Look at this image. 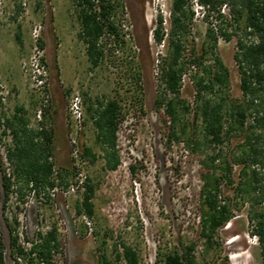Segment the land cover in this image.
<instances>
[{
    "label": "rangeland",
    "instance_id": "obj_1",
    "mask_svg": "<svg viewBox=\"0 0 264 264\" xmlns=\"http://www.w3.org/2000/svg\"><path fill=\"white\" fill-rule=\"evenodd\" d=\"M120 1L123 7L119 16L124 18L129 32L127 38L131 40L134 59L142 73L143 99L142 112H128L122 126L119 145L121 166L117 171H106L102 158L96 165L83 166L85 174L97 186L94 199L96 213L90 220L76 219L75 207L82 197L81 189L66 198L59 195L54 205L40 203L36 199L21 205L12 199L0 214L6 264H15L8 227V222L15 217L25 246H29L27 240H34L38 231L58 224L64 243V253L58 257V264H102L103 255L112 264H127L123 257L117 260V253L123 254L125 246L138 253L139 264H157L159 255L179 250L183 244L191 242L196 244L198 264H222L225 257H228L229 264H263L260 244L251 234L249 205L242 204L236 187L230 186L225 179L221 199L234 208V219L220 231L208 251L201 234L199 208L204 154L193 153L184 142H170L163 122L164 111L156 109V99L161 90L158 59L166 54L168 39L157 45L153 31L160 14L165 19V32L170 30L173 0ZM72 4V0H0V115L4 110L7 116H12L17 107H25L30 112L34 105L40 107L42 95L36 85L32 59L37 51L41 52L40 64L48 74L50 114L56 132L55 159L61 168L72 166L68 116L72 94L79 91L95 100L97 97H113L121 87H131L115 67L90 70L86 46L78 37L79 25ZM18 6L23 10L16 19ZM192 9L194 18L188 37L189 46H194L196 54L201 55L209 28L218 30L221 22L217 15L206 20L201 7L193 6ZM225 12L230 19L228 10ZM36 30H40L38 41ZM237 43L238 37H233L230 42L219 37L217 45V55L230 72L229 94L235 100L242 97L240 75L234 59ZM117 59H121V52ZM182 98L191 105L196 100V91L189 76L185 77ZM188 119L193 121V114ZM188 132L191 134L192 130ZM232 143L231 149L236 150L239 141L234 139ZM84 146L101 154L87 117L80 139L81 150ZM4 153L0 146V160ZM133 166L136 167L135 172ZM233 173L237 185L239 168H234ZM116 245L118 251L115 250Z\"/></svg>",
    "mask_w": 264,
    "mask_h": 264
},
{
    "label": "trees",
    "instance_id": "obj_2",
    "mask_svg": "<svg viewBox=\"0 0 264 264\" xmlns=\"http://www.w3.org/2000/svg\"><path fill=\"white\" fill-rule=\"evenodd\" d=\"M193 1H172L167 33L164 16L157 17L154 40L161 45L167 38L168 46L166 54L158 59L161 90L156 109L164 111L163 122L170 142H184L193 153L204 154L199 208L201 234L208 251L220 231L234 219V208L221 199L225 179L230 186L236 187L242 204L249 205L251 234L260 244L264 264V0H199L206 20L217 15L221 22L218 30L209 28L201 55L196 54L194 46H189ZM72 3L79 25L78 37L86 46L90 70L115 67L131 87H121L110 98L97 97L94 100L82 94L87 123L92 124L101 154L84 146L79 158H72L71 168H61L56 163V132L50 114L51 105L45 110L41 122L35 120L37 105L33 106L32 112L17 107L12 116L3 111L0 115V146L5 153L0 160V214L12 198L16 197V201L25 205L33 193L43 197L47 204H56L57 198H53L51 192L78 186L84 164L86 168L96 165L99 158L105 161L104 170L117 171L122 163L120 134L127 114L131 110H143L142 73L134 59L131 40L127 38L129 32L124 18L119 16L122 2L72 0ZM22 10L18 6L16 19ZM225 10H228L230 19ZM219 37L226 42L238 37L234 59L241 79V99L235 100L229 94L230 72L217 55ZM120 52L121 59H117ZM186 76L196 91L194 105L182 98ZM43 101L41 98L40 107ZM192 114L193 121L190 122L188 117ZM234 139L239 141L236 150L231 149ZM234 168H239L240 172L237 185L233 179ZM132 169L136 171L135 166ZM79 188L83 194L76 203V219L90 220L96 213L97 186L86 174ZM19 225L17 217L8 222L15 264H58V257L64 253L58 224L38 231L34 240H27L29 246L22 244ZM118 249L116 245L115 250ZM195 252L194 242L183 244L179 250L159 255L157 264H198ZM122 257L127 264H139L138 253L131 247L125 246L123 254L117 253L118 261ZM0 264H6L1 224ZM102 264L112 262L103 255ZM222 264H229L228 257L223 258Z\"/></svg>",
    "mask_w": 264,
    "mask_h": 264
},
{
    "label": "built area",
    "instance_id": "obj_3",
    "mask_svg": "<svg viewBox=\"0 0 264 264\" xmlns=\"http://www.w3.org/2000/svg\"><path fill=\"white\" fill-rule=\"evenodd\" d=\"M192 5L195 6L196 8H200L199 0H194L192 2ZM202 8V7H201ZM35 37L38 41L40 37V30L35 31ZM37 50V49H36ZM40 56L41 52L37 51L35 54V57L32 59L33 67L35 68V81L36 85L38 87V91H40L42 98H43V103L42 106L39 107L37 115L35 117L36 121L41 122L42 121V116L45 112V110H48L50 108V103H51V97L49 96L48 92V74L46 70L44 69L43 66L40 64ZM240 84H241V79H240ZM4 89V87H3ZM242 92V91H241ZM7 94V93H6ZM3 105L6 104V95L3 92ZM4 111V110H3ZM68 116H69V127H70V144L72 147V155L74 158H79L80 153L82 152L81 147H80V139L82 137V134L85 130V123H86V114H85V103H84V97L83 95L79 92L76 91L74 94H72L70 100H69V105H68ZM4 122V121H3ZM1 131V130H0ZM10 140V139H8ZM85 165V164H84ZM86 178V174L83 171L81 175V180L80 184L78 186L71 185L69 189L67 190H59L55 189L51 192V196L53 198H57L59 195L62 197H69L71 193L76 192V190L80 189L79 186L83 184L84 180ZM16 200V197L12 198ZM32 199H36L40 203H45V199L43 197H38L35 193H33L30 197H28V201L25 205L30 203ZM88 225L90 226V222H88Z\"/></svg>",
    "mask_w": 264,
    "mask_h": 264
}]
</instances>
